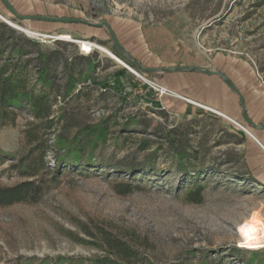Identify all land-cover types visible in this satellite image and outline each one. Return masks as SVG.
<instances>
[{
  "label": "rangeland",
  "instance_id": "obj_1",
  "mask_svg": "<svg viewBox=\"0 0 264 264\" xmlns=\"http://www.w3.org/2000/svg\"><path fill=\"white\" fill-rule=\"evenodd\" d=\"M8 1L21 16L76 19L93 25L108 22L124 49L148 69L213 71L216 57L223 55L247 63L264 85V0ZM4 21L18 26L21 30L12 28L43 50L61 53L63 58L55 64L57 87L65 85L66 65H77L83 72L78 80L83 95L69 103L57 100L53 106L55 113L65 108L66 121L55 120L51 144L63 125L73 126V135L106 121L110 133L84 159L91 157L96 163L89 177L70 172L37 205L0 209V264H55L59 258L65 259L59 264H80V259L103 256L105 252L96 246L79 244L65 234H82L74 219L101 224L126 238L136 233L140 253L132 264H250L252 260L258 264L264 259L262 254L254 255L264 251V242L251 249L240 233L248 222L264 226V186L247 176L242 161L246 139L233 130L235 124L220 116L219 110L193 102L186 103L183 115L173 107L164 108L166 95L161 97L152 87L170 91L162 74L143 75L97 48L89 56L82 55L77 41L92 42L116 56L106 28L21 21L0 2V22ZM38 35L69 39L53 42ZM123 69L127 71L125 92L95 85L113 81V75ZM134 78L141 83L138 88L129 82ZM30 121L23 111L15 127L0 128V149L9 159L25 151L22 132ZM143 143H150V148L141 150ZM56 155L58 150L50 148L47 161L52 168ZM11 163L0 167V185L19 181L7 172ZM131 164L150 166L155 172L135 174L133 183L147 187L145 191L120 196L115 187L128 176L115 167ZM188 173L206 186L201 204L184 201L191 179Z\"/></svg>",
  "mask_w": 264,
  "mask_h": 264
},
{
  "label": "trees",
  "instance_id": "obj_2",
  "mask_svg": "<svg viewBox=\"0 0 264 264\" xmlns=\"http://www.w3.org/2000/svg\"><path fill=\"white\" fill-rule=\"evenodd\" d=\"M111 50L116 57L141 72L133 64L137 59L128 52L122 54L115 45ZM62 58L59 51L43 50L35 40L26 38L6 23L0 22V128L15 127L23 111L31 118L22 132L25 151L20 156L9 159L0 149V167L11 161L7 172L19 179L14 185H0V209L16 205L35 206L51 191L58 189L62 184V177L70 172H78L86 177L95 172L96 163L93 159H84L86 155L89 156L88 152H94L107 141L110 128L106 121L87 125L73 135V126L63 125L51 144L55 120L60 123L66 121L65 108H59L55 113L53 106H57V100L69 103L70 100L83 95V90L78 88V80L83 77V72L77 65H66L65 85L56 86L55 64ZM81 59L88 61L83 57ZM36 62L38 66H33ZM88 62L90 63V60ZM92 67L94 69V66ZM126 77L127 71L123 69L113 75V81L96 82L95 85L104 91L113 89L119 94L126 91ZM129 82L135 88L141 85L136 78L130 79ZM52 147L58 150L53 168L47 161L48 151ZM149 148L150 143L140 145L141 150ZM115 169L128 176V180L118 182L115 187L117 194L124 197L130 196L136 190L147 189L133 183L135 174L155 172L153 167L135 164L120 165ZM188 174L191 179L185 187L184 201L189 204H201L204 201L206 186L198 183L192 173ZM140 176L144 178V175ZM247 176L256 180L251 172H247ZM259 184L264 186L263 183ZM73 223L82 234L65 231L68 237L79 244L93 245L105 252L103 256L80 259V264H132L131 260L139 258L136 233L126 238L98 223L89 225L77 219H74ZM261 254L264 255V251L254 252L255 256ZM63 261L65 259L59 258L56 263ZM254 263L252 260L250 264ZM14 264L25 263L18 261ZM258 264H264V259Z\"/></svg>",
  "mask_w": 264,
  "mask_h": 264
},
{
  "label": "crops",
  "instance_id": "obj_3",
  "mask_svg": "<svg viewBox=\"0 0 264 264\" xmlns=\"http://www.w3.org/2000/svg\"><path fill=\"white\" fill-rule=\"evenodd\" d=\"M214 62L217 70L213 71L224 73L235 84L245 100L248 117L259 128L245 121L239 96L232 94L217 76L200 72L162 74L164 86L170 90L162 105L173 107L179 115L187 111L186 106L191 102L219 110L218 114L235 124L233 130L246 139L242 157L246 172H251L256 182L264 184V129L261 128L264 126V85L247 63L223 55L216 57ZM243 128L247 132L242 131Z\"/></svg>",
  "mask_w": 264,
  "mask_h": 264
},
{
  "label": "water",
  "instance_id": "obj_4",
  "mask_svg": "<svg viewBox=\"0 0 264 264\" xmlns=\"http://www.w3.org/2000/svg\"><path fill=\"white\" fill-rule=\"evenodd\" d=\"M0 2L6 7V9L12 13L17 19L21 20V21H40V22H48V23H84L86 25H91L94 26L96 28H106L109 32L110 35V39L113 43V45H115V47L122 53V54H126L127 51L124 49V47L121 45V43L119 42L116 34L114 33V31L112 30V28L110 27L108 22H102L100 24H91L88 22H84L81 20H76V19H60V18H53V17H45V16H21L19 15L16 10L14 9V7L9 3L8 0H0ZM6 24H8L9 26L15 28L13 25H11L10 23H8L7 21H4ZM17 29V28H15ZM19 30V29H18ZM116 57V56H115ZM133 64L135 66H137L142 73L144 74H172V73H183V72H200L203 73L205 75L208 76H217L219 77L233 92H235L240 99V104H241V108H242V113H243V117L245 119V121L252 126L253 128H259L255 123H253L250 118L248 117L247 111H246V103L244 98L240 95L239 90L237 89V87L235 86V84L222 72L220 71H211V70H203L201 68L198 67H175V68H161V69H148V68H144L140 62H138L137 60L133 61ZM128 68V67H126ZM238 126V125H237ZM264 129V126L261 127Z\"/></svg>",
  "mask_w": 264,
  "mask_h": 264
},
{
  "label": "bare ground",
  "instance_id": "obj_5",
  "mask_svg": "<svg viewBox=\"0 0 264 264\" xmlns=\"http://www.w3.org/2000/svg\"><path fill=\"white\" fill-rule=\"evenodd\" d=\"M15 28L20 29L18 26L13 25ZM21 30V29H20ZM23 31V30H22ZM32 35H35L33 33H29ZM63 39H69V37H62ZM96 48L108 55L109 57L113 58L114 60H116L118 63L122 64V61H120L119 59H117L116 57H114L106 48L101 47V46H97ZM123 65V64H122ZM197 105V104H196ZM199 106V105H198ZM240 233L244 238L245 244L251 248V249H255L259 246L262 245V243L264 242V226L261 225L259 222H248L246 224H244L241 228H240Z\"/></svg>",
  "mask_w": 264,
  "mask_h": 264
},
{
  "label": "built area",
  "instance_id": "obj_6",
  "mask_svg": "<svg viewBox=\"0 0 264 264\" xmlns=\"http://www.w3.org/2000/svg\"><path fill=\"white\" fill-rule=\"evenodd\" d=\"M38 37L43 40V39H48L51 40L53 42H57V41H61L64 40L62 37H54V36H44V35H38ZM76 42V41H74ZM77 44L79 45V51L82 55L84 56H89L92 53H94V51H96V44L89 42V41H77ZM140 77V76H139ZM142 78V77H141ZM143 79V78H142ZM149 84V83H148ZM152 86V85H151ZM159 94L161 97H163L164 95H168L169 91H167L164 88L161 87H155L152 86ZM243 130H245L243 128ZM246 131V130H245ZM247 132V131H246Z\"/></svg>",
  "mask_w": 264,
  "mask_h": 264
}]
</instances>
